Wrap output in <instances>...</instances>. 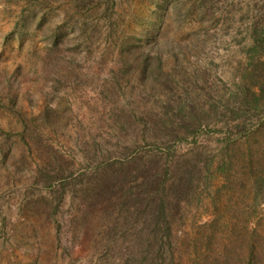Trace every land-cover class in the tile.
<instances>
[{
	"label": "rangeland",
	"instance_id": "obj_1",
	"mask_svg": "<svg viewBox=\"0 0 264 264\" xmlns=\"http://www.w3.org/2000/svg\"><path fill=\"white\" fill-rule=\"evenodd\" d=\"M167 151L176 264H264V0H0V264H152Z\"/></svg>",
	"mask_w": 264,
	"mask_h": 264
},
{
	"label": "trees",
	"instance_id": "obj_2",
	"mask_svg": "<svg viewBox=\"0 0 264 264\" xmlns=\"http://www.w3.org/2000/svg\"><path fill=\"white\" fill-rule=\"evenodd\" d=\"M224 155V154H223ZM174 154L172 155L169 151L165 152L164 155H162V158L164 160H166V164L167 167L163 170V171H158L155 174L154 179H150L148 177V179L146 180L147 182H150L154 184V189L155 192L153 193L154 195H150L149 196V208L155 212V215L151 217V219L145 223V226L151 227L150 229V233H148L145 237L146 240H148V243L150 242L149 245V250H151V248L153 246H156L155 244H158V248L159 251L155 254L156 257L153 258L154 260H150L152 264H176V254L175 250H173V247L175 246L174 244V239L177 242L180 238L177 236H174V232L172 230V226H171V219L169 214L167 213V207L169 206L168 204V198L170 197V193H172L174 195V197H177L178 195V204L180 202H182L183 200H185V197L187 195H189V190L190 187L194 190L196 188L198 184V181L200 180V178H202V176L200 175V172L196 169V166L194 164H192V158L191 159H185L180 163V173L178 175H180L179 177H176V185H172L168 184L169 180L171 178H169L171 175H177L175 173L172 172V168H171V164L174 161L173 158ZM224 157H226L224 155ZM132 160L129 161H122V160H114L109 162L107 165V169H113V170H117L118 167L121 166H125L127 167L128 165H130V163H132ZM175 163V162H174ZM205 163H208L207 160H205ZM163 164V163H162ZM209 165V167H212V163L207 164ZM206 165V166H207ZM225 169V167L222 166H218L216 169L218 170V172L220 171V169ZM210 169V168H208ZM125 173V172H124ZM131 174L132 172H129V175L125 176L123 182H127L131 180ZM117 175V174H116ZM115 175V176H116ZM160 177H163L162 179H159ZM208 177L205 180V183H208ZM117 181V178H115L114 180ZM112 181H109L107 183V185L103 184V180H97V185L98 186H103L108 189H114L115 187H113V185H111ZM173 184V183H172ZM208 185V184H207ZM105 188V190H106ZM112 189V190H113ZM131 193V191L129 192ZM157 194H160L161 197H159L160 199L157 198ZM105 198H108L110 196L108 195H104ZM200 199V198H199ZM206 240L209 241V235H206ZM142 239V243L145 242L144 240V236L141 238ZM199 239V238H198ZM198 239H193L194 241H197ZM203 239V238H202ZM204 240V239H203ZM183 241V239H182ZM211 242V240H210ZM194 247L196 249H200L203 248L202 245L198 244V242H196V244L194 245ZM148 250H146L147 253ZM199 251V250H197ZM149 252V251H148ZM166 252H170V257L168 259L167 257V253ZM145 253V254H146ZM222 257V258H221ZM219 257L216 261L221 264H225L226 263V254H224L223 256ZM144 259H146L144 256L142 257ZM215 262V258H210L209 255H205L202 259L201 264H213ZM216 264V262L214 263Z\"/></svg>",
	"mask_w": 264,
	"mask_h": 264
}]
</instances>
